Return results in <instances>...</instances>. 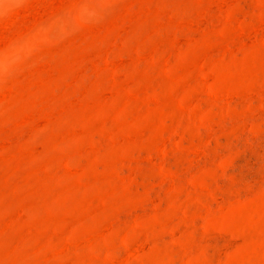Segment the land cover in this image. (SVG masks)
Segmentation results:
<instances>
[{"label":"rangeland","instance_id":"obj_1","mask_svg":"<svg viewBox=\"0 0 264 264\" xmlns=\"http://www.w3.org/2000/svg\"><path fill=\"white\" fill-rule=\"evenodd\" d=\"M81 3L0 25V264H264V0Z\"/></svg>","mask_w":264,"mask_h":264},{"label":"clouds","instance_id":"obj_2","mask_svg":"<svg viewBox=\"0 0 264 264\" xmlns=\"http://www.w3.org/2000/svg\"><path fill=\"white\" fill-rule=\"evenodd\" d=\"M114 2L115 0H82L77 9L63 17L60 24L50 29L41 26L33 31L43 30L50 40H55L66 30L99 23L114 6ZM28 4L29 0H0V25L13 20ZM36 55V49L28 47L24 36L0 47V87L7 86L18 72L29 66Z\"/></svg>","mask_w":264,"mask_h":264}]
</instances>
